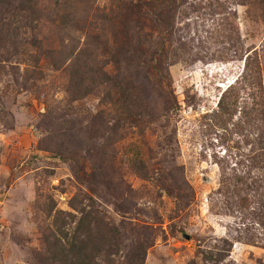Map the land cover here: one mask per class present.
Wrapping results in <instances>:
<instances>
[{"label": "rangeland", "instance_id": "1", "mask_svg": "<svg viewBox=\"0 0 264 264\" xmlns=\"http://www.w3.org/2000/svg\"><path fill=\"white\" fill-rule=\"evenodd\" d=\"M73 199L111 264H264V0H0V264Z\"/></svg>", "mask_w": 264, "mask_h": 264}, {"label": "trees", "instance_id": "2", "mask_svg": "<svg viewBox=\"0 0 264 264\" xmlns=\"http://www.w3.org/2000/svg\"><path fill=\"white\" fill-rule=\"evenodd\" d=\"M31 10L34 13L35 10ZM70 12L66 14L62 25H68L71 22L69 19H73L75 16L73 11ZM85 48L89 49L90 47ZM87 69L88 73L93 74L92 66ZM87 79L89 78L81 76V83ZM108 82L103 81L102 83L107 84ZM91 84H94L93 77H91ZM133 116L134 114L130 118ZM76 201L73 199V204L71 202L70 206L79 215L78 217L70 212L55 209V207L50 210L54 214L52 218L54 231L49 236L43 237L45 244L49 245L50 253V257L44 261L48 264H111L109 251L117 249L118 242L116 241L119 239V232L115 226L110 225V222L90 217L92 207L82 206L81 202ZM102 227H108L107 231L110 233V237L102 231ZM143 252L142 249L140 257H137L138 264L144 260Z\"/></svg>", "mask_w": 264, "mask_h": 264}]
</instances>
